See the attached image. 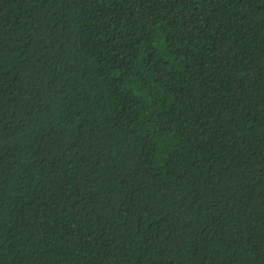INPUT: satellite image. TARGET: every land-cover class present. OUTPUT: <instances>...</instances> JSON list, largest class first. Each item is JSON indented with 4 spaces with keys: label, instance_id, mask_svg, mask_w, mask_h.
Listing matches in <instances>:
<instances>
[{
    "label": "trees",
    "instance_id": "1",
    "mask_svg": "<svg viewBox=\"0 0 264 264\" xmlns=\"http://www.w3.org/2000/svg\"><path fill=\"white\" fill-rule=\"evenodd\" d=\"M0 264H264V0H0Z\"/></svg>",
    "mask_w": 264,
    "mask_h": 264
}]
</instances>
